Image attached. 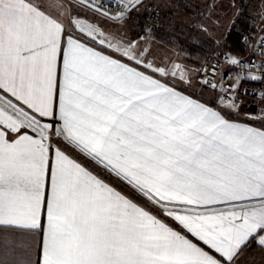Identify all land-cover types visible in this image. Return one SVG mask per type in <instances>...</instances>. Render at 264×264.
Returning a JSON list of instances; mask_svg holds the SVG:
<instances>
[{
    "label": "snow or ice",
    "instance_id": "obj_1",
    "mask_svg": "<svg viewBox=\"0 0 264 264\" xmlns=\"http://www.w3.org/2000/svg\"><path fill=\"white\" fill-rule=\"evenodd\" d=\"M149 7L0 0V230L23 237L16 264H241L264 250V127L238 119L264 59L228 43L243 13L197 70L203 100L179 86L190 68L153 57L154 26L126 30Z\"/></svg>",
    "mask_w": 264,
    "mask_h": 264
},
{
    "label": "rangeland",
    "instance_id": "obj_2",
    "mask_svg": "<svg viewBox=\"0 0 264 264\" xmlns=\"http://www.w3.org/2000/svg\"><path fill=\"white\" fill-rule=\"evenodd\" d=\"M145 2L157 5L162 18L161 26L149 34L155 60L158 63H179L190 68L192 70L190 75L193 78L191 90L197 88L195 83L197 70L204 66L208 53L224 50L219 49L214 41L225 33L234 12L243 13L236 26L237 28L238 24H241L240 33L246 28H251L264 34V2L261 0H145ZM210 3L216 6L215 11H210ZM143 13L145 11L141 10L139 14ZM209 15L219 21V24L213 27L208 19ZM200 24L208 25L210 34L200 32ZM141 27L130 19L126 30H130L132 35L136 36L141 34ZM259 121L255 123L264 122Z\"/></svg>",
    "mask_w": 264,
    "mask_h": 264
},
{
    "label": "built area",
    "instance_id": "obj_3",
    "mask_svg": "<svg viewBox=\"0 0 264 264\" xmlns=\"http://www.w3.org/2000/svg\"><path fill=\"white\" fill-rule=\"evenodd\" d=\"M132 19L134 22H137L139 25L142 26L141 30H143L145 25H148V26H154L153 27V31H154L156 28H159L161 26V22H162L160 9L155 4H150L149 10L143 14L137 15L134 13ZM262 37H264V34L255 29L246 28L242 31L241 43L244 48V53L240 54V56L246 63L249 60H254L255 63L259 65L261 60L264 59V56L261 55L258 44V42ZM245 38H247V40H245ZM254 49H255V53L253 51ZM215 52L216 51L209 52L206 57L209 58L207 60V66L209 69L211 68L212 63L216 59L214 55ZM252 72L256 75H260V73L257 72L255 68L252 69ZM233 82L234 81H229V83H233ZM244 90H247V95L243 94ZM193 92L205 100H210L213 97V93H211L207 89H202L198 84H197V88H195ZM240 92H241V98L244 101V103L241 105V112L238 118L248 120L251 122H258L260 120L259 117L262 114L261 109H264V103H262L260 97V94L264 93V82L244 80L241 82ZM252 105L256 106L255 111L251 109ZM245 113L250 114V116L252 117H256V119H248L245 116Z\"/></svg>",
    "mask_w": 264,
    "mask_h": 264
},
{
    "label": "crops",
    "instance_id": "obj_4",
    "mask_svg": "<svg viewBox=\"0 0 264 264\" xmlns=\"http://www.w3.org/2000/svg\"><path fill=\"white\" fill-rule=\"evenodd\" d=\"M261 1L264 2V0ZM179 86L181 88H185L187 93L192 95L194 98H201L192 91L193 89L191 90V88L185 87L184 85ZM239 120L245 123H251L257 128L264 127V122L255 123L244 119ZM22 238L23 237L17 233L0 230V264H16V261H18L22 256V249L14 247L12 242L20 240ZM33 258H35V255L33 256ZM241 264H264V250L253 246L250 251H247L244 254V257L241 260Z\"/></svg>",
    "mask_w": 264,
    "mask_h": 264
},
{
    "label": "trees",
    "instance_id": "obj_5",
    "mask_svg": "<svg viewBox=\"0 0 264 264\" xmlns=\"http://www.w3.org/2000/svg\"><path fill=\"white\" fill-rule=\"evenodd\" d=\"M166 16V15H165ZM241 24H238V27L240 26ZM243 26V25H242ZM235 28L231 34H230V37H229V45H231L232 49L235 51V52H239V54H243L244 53V48L241 44V34L242 32L240 33V27L239 28Z\"/></svg>",
    "mask_w": 264,
    "mask_h": 264
},
{
    "label": "water",
    "instance_id": "obj_6",
    "mask_svg": "<svg viewBox=\"0 0 264 264\" xmlns=\"http://www.w3.org/2000/svg\"><path fill=\"white\" fill-rule=\"evenodd\" d=\"M251 109H252L253 111H255L256 106H255V105H252V106H251Z\"/></svg>",
    "mask_w": 264,
    "mask_h": 264
}]
</instances>
